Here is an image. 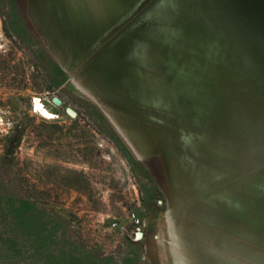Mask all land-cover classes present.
I'll list each match as a JSON object with an SVG mask.
<instances>
[{"label": "rangeland", "instance_id": "obj_1", "mask_svg": "<svg viewBox=\"0 0 264 264\" xmlns=\"http://www.w3.org/2000/svg\"><path fill=\"white\" fill-rule=\"evenodd\" d=\"M205 1L172 0L197 46L173 60L214 63L213 85L155 109L121 80L94 100L41 39V0H0V264H264V0H229L237 24Z\"/></svg>", "mask_w": 264, "mask_h": 264}, {"label": "crops", "instance_id": "obj_2", "mask_svg": "<svg viewBox=\"0 0 264 264\" xmlns=\"http://www.w3.org/2000/svg\"><path fill=\"white\" fill-rule=\"evenodd\" d=\"M152 1L41 0V39L60 67L76 71L99 102L118 100L104 94L117 93L119 80L135 94L131 87H149L150 102L170 101L168 95L179 87L188 92L196 85L202 92L204 66L173 60L180 52L175 48L179 33L172 32L166 13L157 14L159 5ZM107 85L115 89L102 88Z\"/></svg>", "mask_w": 264, "mask_h": 264}, {"label": "water", "instance_id": "obj_3", "mask_svg": "<svg viewBox=\"0 0 264 264\" xmlns=\"http://www.w3.org/2000/svg\"><path fill=\"white\" fill-rule=\"evenodd\" d=\"M161 1H163V3H160ZM169 1V0H168ZM167 0H153L152 1V3L154 4V3H157V5H159V6H157V14H161V13H166V17L169 19V24L171 25V27H172V29H173V31L172 32H174V31H177V33H179V37L175 40V48L176 49H179L180 50V52L179 53H175L174 54V56L176 55V54H186L187 55V57H188V54H189V52L191 51V52H195L196 50H197V46H193V47H190V45H188V42H187V40L185 41L184 39L185 38H187V39H189L188 38V34L186 35V37L184 38V29H183V26H181V25H178V27L177 26H175L174 24H175V22L176 21H178L177 20V18H179V15L178 14H182L183 12V9H179V8H174L175 9V11H176V13H174L173 12V10L174 9H170L171 8V6L173 7V2H172V0L170 1L171 3H167L168 2ZM213 1V3H215V4H217V6H218V8H220V10H222V12L225 14V15H227L228 16V19L230 20V21H234V23L235 24H237L238 22L239 23H241L240 22V20H239V18H238V15L235 13V10H234V8H233V6H232V4H231V2L229 1V0H212ZM203 4H205L206 5V1L204 0V2H202ZM175 5H177V3L175 4ZM174 5V6H175ZM163 15V14H162ZM209 17H212V19H215V22L217 23V26H218V28H220V24L219 23H221L220 22V20H218V16H215L214 14H207ZM203 16H206V13L203 15ZM176 18V19H175ZM214 24V23H213ZM224 25V24H223ZM226 28L224 27V26H221V30H225ZM251 38L253 39V37L251 36ZM198 49H199V47H198ZM174 56H173V58H174ZM183 62V61H182ZM186 62H190L189 60H187ZM190 63H193V62H190ZM198 63H200V65H203L204 66V71H205V68L206 69H210L211 71H214L213 72V75H215V67H214V63H212V62H210V63H205V62H202V61H199ZM207 65H209L210 66V68H207ZM202 71V70H201ZM211 73H210V75L208 76V78L207 77H203L202 75H201V80L203 79V81L204 80H207V82H208V85H209V87H211L212 85H213V81L211 80ZM215 81H216V78L214 79ZM219 84H220V82H219ZM205 86H206V84H205ZM135 87H138V86H135ZM140 87V86H139ZM145 87V86H144ZM161 87L159 86L158 87V89H160ZM148 89H149V87H148ZM148 89H146V91H142V86H141V90H139V91H141V93H138V94H136L137 95V97H142V95L144 94V96H146L145 98L147 99V96H148V100H149V94H147L148 93ZM136 90H138V89H136ZM160 91V90H159ZM136 92H138V91H136ZM150 102V101H149ZM196 102V101H195ZM197 102H199V101H197ZM52 103L55 105V106H60L61 105V100L59 99V98H57V97H54L53 99H52ZM154 103V106H153V108H155V109H157V102H153ZM133 108V107H132ZM130 111V110H129ZM65 112H66V114L70 117V118H72V119H74L75 117H76V112L73 110V109H71V108H66L65 109ZM113 112L115 113V115L118 117L119 116V118L122 116V118H129V117H132V116H130V114H118L119 112H117L116 110H114L113 109ZM132 112L134 113V111L132 110ZM180 115L182 114L181 112L179 113ZM183 116V115H182ZM122 125H123V128H124V130L126 131V133H130V134H135V132L134 131H132V130H130L129 128L127 129V128H125L126 126L124 125V123H122ZM142 147L144 148L145 146L144 145H142ZM142 235H141V233H138L137 235H136V239H139L140 237H141Z\"/></svg>", "mask_w": 264, "mask_h": 264}, {"label": "trees", "instance_id": "obj_4", "mask_svg": "<svg viewBox=\"0 0 264 264\" xmlns=\"http://www.w3.org/2000/svg\"><path fill=\"white\" fill-rule=\"evenodd\" d=\"M23 135L24 128L21 125H15L11 132L5 137V146L2 157L8 159L11 164L15 160V153Z\"/></svg>", "mask_w": 264, "mask_h": 264}, {"label": "bare ground", "instance_id": "obj_5", "mask_svg": "<svg viewBox=\"0 0 264 264\" xmlns=\"http://www.w3.org/2000/svg\"><path fill=\"white\" fill-rule=\"evenodd\" d=\"M34 108L37 109V110H40L41 111V115L45 118H48V119H51L53 118V114L50 113L43 105L42 103L38 100V99H35L34 101Z\"/></svg>", "mask_w": 264, "mask_h": 264}, {"label": "built area", "instance_id": "obj_6", "mask_svg": "<svg viewBox=\"0 0 264 264\" xmlns=\"http://www.w3.org/2000/svg\"><path fill=\"white\" fill-rule=\"evenodd\" d=\"M132 220L135 222V224H138V223H139L138 219H136L134 215H132ZM116 226H117V224H116L115 222L111 224V228H115ZM138 231H139V230H138ZM138 233H139V232H137L136 235H137ZM136 235H135V236H136Z\"/></svg>", "mask_w": 264, "mask_h": 264}]
</instances>
